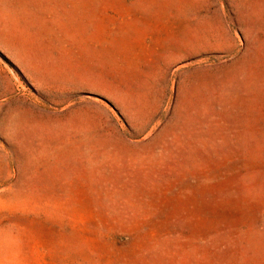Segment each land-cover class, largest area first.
<instances>
[{
  "label": "rangeland",
  "instance_id": "1",
  "mask_svg": "<svg viewBox=\"0 0 264 264\" xmlns=\"http://www.w3.org/2000/svg\"><path fill=\"white\" fill-rule=\"evenodd\" d=\"M0 264H264V0H0Z\"/></svg>",
  "mask_w": 264,
  "mask_h": 264
}]
</instances>
